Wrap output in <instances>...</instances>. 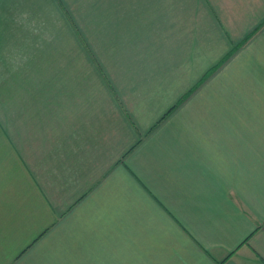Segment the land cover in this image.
Listing matches in <instances>:
<instances>
[{
	"label": "crops",
	"instance_id": "obj_1",
	"mask_svg": "<svg viewBox=\"0 0 264 264\" xmlns=\"http://www.w3.org/2000/svg\"><path fill=\"white\" fill-rule=\"evenodd\" d=\"M0 264H264V0H0Z\"/></svg>",
	"mask_w": 264,
	"mask_h": 264
}]
</instances>
